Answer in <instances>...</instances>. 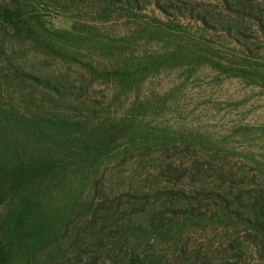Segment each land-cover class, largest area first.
Listing matches in <instances>:
<instances>
[{
  "label": "rangeland",
  "instance_id": "rangeland-1",
  "mask_svg": "<svg viewBox=\"0 0 264 264\" xmlns=\"http://www.w3.org/2000/svg\"><path fill=\"white\" fill-rule=\"evenodd\" d=\"M0 156L7 264H264V0H0Z\"/></svg>",
  "mask_w": 264,
  "mask_h": 264
},
{
  "label": "trees",
  "instance_id": "trees-1",
  "mask_svg": "<svg viewBox=\"0 0 264 264\" xmlns=\"http://www.w3.org/2000/svg\"><path fill=\"white\" fill-rule=\"evenodd\" d=\"M11 16V13L6 12L5 17L7 20H11ZM0 167L4 169L0 168V196L4 194L9 195L13 198L14 203L20 201V198L24 197V194L34 187L38 180L39 173L45 169V165L43 167V164L41 163L20 165L19 167L12 168L5 163L1 156ZM27 203L28 202L25 201V204H20L18 209L15 210V215L9 219L10 223L14 222L17 226L15 229L17 232H19V228L21 230H27L32 227V221L26 216L27 207L29 206ZM5 228L6 226H2V230ZM12 232H14V228ZM13 239L14 233L12 240ZM5 241L6 242L0 243V264H7L11 252V244L9 243V240Z\"/></svg>",
  "mask_w": 264,
  "mask_h": 264
}]
</instances>
